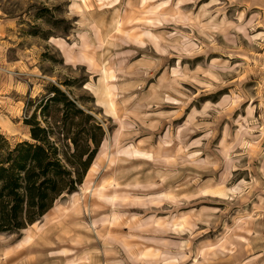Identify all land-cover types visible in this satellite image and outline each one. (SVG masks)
<instances>
[{"label": "rangeland", "instance_id": "rangeland-1", "mask_svg": "<svg viewBox=\"0 0 264 264\" xmlns=\"http://www.w3.org/2000/svg\"><path fill=\"white\" fill-rule=\"evenodd\" d=\"M51 87L106 133L83 189L118 198L66 194L0 264H264V0H0L11 145Z\"/></svg>", "mask_w": 264, "mask_h": 264}, {"label": "trees", "instance_id": "trees-1", "mask_svg": "<svg viewBox=\"0 0 264 264\" xmlns=\"http://www.w3.org/2000/svg\"><path fill=\"white\" fill-rule=\"evenodd\" d=\"M50 91L25 120L30 140L11 145L0 135V234L21 233L77 193L105 140L92 113L64 91Z\"/></svg>", "mask_w": 264, "mask_h": 264}, {"label": "bare ground", "instance_id": "bare-ground-1", "mask_svg": "<svg viewBox=\"0 0 264 264\" xmlns=\"http://www.w3.org/2000/svg\"><path fill=\"white\" fill-rule=\"evenodd\" d=\"M60 46L62 47V49L65 50L64 53H65L66 59L68 61L71 60V59H73L69 55V53H67L65 47L62 44ZM105 92H106V89H104V92L103 93H105ZM103 149H110V147L108 146V144L105 146L104 145V142H103V144L101 146V151ZM100 152H99V154H100ZM136 153L137 154H140V155H143L139 151H136ZM99 154H98V156H99ZM107 160H108V162H110L112 164H116L117 163L116 162V159H113L112 156H111V154H108L107 155ZM90 171H92V168H91ZM82 186L80 187V191H79L78 194L75 193L74 195L71 196V198H72V208H71V210L77 216L81 214L83 208H86V206L84 205V203H85V195L86 194L90 195L91 197L93 196L94 198H96V200H98V202L99 201L100 202H102V201L104 202L107 199H111V201L115 202L117 200V198H118L117 190L120 188L119 187V184L117 183V181L115 179H109V180H107L106 182L102 183L99 186H97L96 184H94L91 188L83 189ZM109 189H111L113 191L112 192L113 194L112 193L110 194V192L108 191ZM86 210L88 211V213L90 212L89 209H86ZM90 214H92V213L90 212ZM45 217H43L42 219H45ZM76 220H78V219H76ZM39 223L40 222L35 223V225L31 226V228L29 230H27L28 233L25 234V242L27 244L35 245L36 242L38 243L42 239L41 236H43V234L40 236V238H39L40 240L39 239L37 240V234H38L37 233L38 232L37 225ZM93 227H95L94 224H92V228ZM51 231H52V229H51ZM49 233H50V231H47L46 232V234H45L46 239L49 238V237H47Z\"/></svg>", "mask_w": 264, "mask_h": 264}]
</instances>
